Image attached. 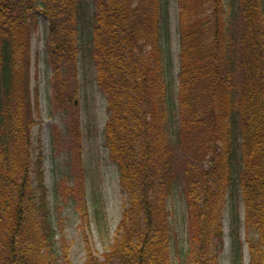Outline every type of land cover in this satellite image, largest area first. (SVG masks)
Here are the masks:
<instances>
[{"label": "trees", "instance_id": "trees-1", "mask_svg": "<svg viewBox=\"0 0 264 264\" xmlns=\"http://www.w3.org/2000/svg\"><path fill=\"white\" fill-rule=\"evenodd\" d=\"M169 1L0 0V264H72L32 136L39 100L23 55L40 15L54 57L76 73L82 55L94 64L126 198L102 255L81 205L85 264H220L228 206L231 262L244 264L241 199L249 264H264V0H177L178 72ZM63 180L55 201L69 196ZM178 192L185 238L169 203Z\"/></svg>", "mask_w": 264, "mask_h": 264}, {"label": "rangeland", "instance_id": "rangeland-1", "mask_svg": "<svg viewBox=\"0 0 264 264\" xmlns=\"http://www.w3.org/2000/svg\"><path fill=\"white\" fill-rule=\"evenodd\" d=\"M169 7L172 31L170 48L175 59V71L178 72L180 40L177 0H170ZM31 21L27 28L28 50L23 60L29 76L27 86L31 94L38 91L39 112L32 136L35 148L39 146L44 156L42 168L54 217L65 219L64 233L71 245L72 264H85L86 250L79 218L81 205L86 202L91 242L95 252L102 255L113 243L126 200L120 185L118 167L112 161L105 142L107 99L98 86L91 59L82 55L77 62L79 69L76 73L70 57L68 60H59L51 54L46 44L49 21L43 15ZM59 71L63 75H59ZM61 89H66L63 94L70 99L65 98V101L59 102ZM61 179L64 180L58 188L70 198L55 201L57 191L54 187ZM169 203L172 218H175L174 232L180 238H185L188 214L182 193L178 192ZM229 208L223 220L225 244L220 264H232ZM243 209L241 199L238 209L241 215L239 234L243 243V261L249 264Z\"/></svg>", "mask_w": 264, "mask_h": 264}]
</instances>
